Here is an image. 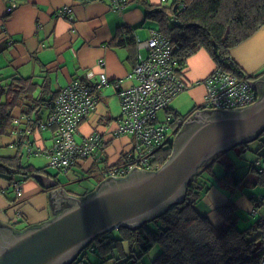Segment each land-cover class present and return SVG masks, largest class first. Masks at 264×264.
I'll use <instances>...</instances> for the list:
<instances>
[{
  "label": "trees",
  "instance_id": "trees-1",
  "mask_svg": "<svg viewBox=\"0 0 264 264\" xmlns=\"http://www.w3.org/2000/svg\"><path fill=\"white\" fill-rule=\"evenodd\" d=\"M108 1L113 9L111 1ZM141 3L145 11L144 20L154 22L156 26L153 29L171 41L175 70L181 76L182 66L201 48L210 54L215 64L228 65L239 75L254 79L264 72L245 75L229 55L232 47L264 24V0H170L158 4L142 0ZM134 28L122 25L106 43L108 46L127 47L129 57H132L131 64L137 54V39L132 33ZM42 77L36 79L35 76H23L16 72L0 76V138L14 135L10 143L0 141V145L16 147L13 155L0 154V174L11 175V180L17 174L31 177L33 173H48L44 167L25 165L21 159L25 151L24 142L31 136L21 134L22 130L41 131L40 125L48 116L50 103L57 94V90L46 89V76ZM170 108L175 117L186 118L189 113L181 114ZM17 116L21 118L18 124L13 122ZM111 119L102 123V130L108 128L113 121ZM92 131L100 130L96 127ZM263 137L264 129L254 138V141L261 142L260 150L264 146ZM252 141L237 142L229 149L219 150L191 176L183 199L170 203L165 210L139 225H119L96 235L66 264H84L86 261L88 264H144L142 258L155 246L158 252L150 264H259L264 257V218L239 227L232 201L219 206L222 214L219 222H213L207 214H200L195 209L197 202L213 184L229 192L264 185V170L260 171L255 164L256 159L264 161V150H254L257 157L245 164L246 170L241 174L236 172L235 161L229 153L236 151V155L242 158L246 150H253L250 147ZM168 142L154 152L159 166L173 149L172 141ZM109 143L102 141L91 157L74 164L89 167L86 174L97 177L100 182L105 179L111 165H121L127 156L123 153L108 165L104 147ZM88 158L90 163L83 165ZM52 175L56 178V173ZM94 190L92 187L88 191ZM88 252H94L98 259L91 262L86 258Z\"/></svg>",
  "mask_w": 264,
  "mask_h": 264
},
{
  "label": "crops",
  "instance_id": "crops-1",
  "mask_svg": "<svg viewBox=\"0 0 264 264\" xmlns=\"http://www.w3.org/2000/svg\"><path fill=\"white\" fill-rule=\"evenodd\" d=\"M141 1L128 0L117 12L111 9L108 0L84 2L0 0V76L13 72L23 76H35L36 79L46 76V89L50 91L58 90L73 77L84 79L89 72L92 73V78H97L101 72H104L110 80L124 87L135 84L137 81L128 76L132 57H129L127 47L108 46L106 43L124 24L128 27H136L132 33L138 39L144 40L149 36L156 25L152 21L144 20L145 11ZM146 1L158 4L167 3L168 0ZM65 4L71 5V17L68 19L54 15V11ZM229 54L247 75L264 71V24L251 36L232 47ZM99 59L103 61L102 64L98 63ZM187 62L189 63L186 66L188 72L184 74V78L189 83L187 96L194 100L192 93L197 90L195 86H199L202 88L204 97V86L196 82L212 71L215 65L214 60L205 49L201 48L191 55ZM252 80L257 90L259 89L257 97L259 99L264 95V92L261 93V89L264 90V72ZM182 92H185V89ZM113 99L117 102L116 113L112 112L108 104V101ZM97 101L95 111L80 125L78 136L89 133L96 127L100 132H106L115 126L120 113L116 89L111 84L107 85L99 92ZM110 119L113 121L108 128L102 130V123ZM29 132L26 135H31L29 139L35 148L50 145L51 133L48 129ZM44 132L47 133V137ZM46 139L49 140L48 143H45ZM12 140L14 135L3 138L1 142L5 144ZM128 141L129 138L126 135L107 138L104 141V143L111 142L104 147L108 154V163L116 161L128 149ZM15 153V145H0V154ZM23 153L21 159L24 157L25 165L49 169L45 164L47 162L45 156L27 151ZM90 161L91 159L88 158L83 165H88ZM80 165L73 163L68 169L81 171ZM241 173H244V170L241 169L239 174ZM13 176L11 180V175L0 174V225L12 228L14 231L27 229L39 226L63 211L61 207L54 204L51 194L53 188L45 187L37 179L35 181L33 176L23 177L19 174ZM51 177L55 178L53 175ZM95 180L98 178L95 177ZM57 185H63L68 194L77 196L95 187L93 181L88 186L74 189L67 179L65 181L57 179ZM256 187H262V189L258 190ZM256 187L229 192L222 186L213 184L197 202L195 209L200 214H207L213 222H219L222 219L219 206L232 201L238 219L242 218L244 211L249 213V217L242 218L243 221L239 225V227L247 226L258 218H264V185Z\"/></svg>",
  "mask_w": 264,
  "mask_h": 264
},
{
  "label": "built area",
  "instance_id": "built-area-1",
  "mask_svg": "<svg viewBox=\"0 0 264 264\" xmlns=\"http://www.w3.org/2000/svg\"><path fill=\"white\" fill-rule=\"evenodd\" d=\"M84 1L87 0H78ZM110 1L113 10L118 12L128 0ZM54 15L69 19L71 5L58 7ZM136 39L137 54L128 76L137 82L124 87L110 80L104 72L97 78H92L91 72L84 79L71 78L57 90L48 116L40 125L41 130L50 131V145L35 148L30 140H25V151L41 154L47 158L49 167L65 171L76 161L92 156L107 138L126 135L129 138L128 149L124 152L126 159L121 165H111L106 177H122L135 169L159 168L155 150L167 145L168 141L173 142L175 133L185 121L183 117L174 116L170 103L189 83L175 70L172 44L166 36L152 29L146 39ZM141 48H145L144 52ZM98 63L103 61L99 59ZM196 83L204 86L201 108L240 109L254 103L258 97L254 81L237 74L228 65L216 63L212 71ZM109 84L116 89L119 100L116 125L106 132L91 131L78 136L81 121L95 111L99 92ZM19 121V118L13 119L17 124ZM29 131L26 128L21 134L26 135ZM255 164L260 171L264 170V161L256 159ZM259 264H264V257Z\"/></svg>",
  "mask_w": 264,
  "mask_h": 264
},
{
  "label": "water",
  "instance_id": "water-1",
  "mask_svg": "<svg viewBox=\"0 0 264 264\" xmlns=\"http://www.w3.org/2000/svg\"><path fill=\"white\" fill-rule=\"evenodd\" d=\"M200 120L174 139V148L159 168L135 169L114 182H102L84 198L56 186L51 175L33 173L45 187L53 188L54 204L63 211L27 229L0 225V264H66L96 235L119 225H139L180 201L202 161L237 142L252 141L263 131L264 95L240 109L209 110ZM70 200L71 206L64 207Z\"/></svg>",
  "mask_w": 264,
  "mask_h": 264
},
{
  "label": "rangeland",
  "instance_id": "rangeland-1",
  "mask_svg": "<svg viewBox=\"0 0 264 264\" xmlns=\"http://www.w3.org/2000/svg\"><path fill=\"white\" fill-rule=\"evenodd\" d=\"M169 1V0H168ZM189 65L188 62L185 63L184 66H182V75L184 76V74L186 75V72H188L186 70V66ZM8 76V75H6ZM5 77V76H4ZM188 82V81H187ZM65 85V84H64ZM63 85V86H64ZM62 86V87H63ZM195 89H197L194 93H192V96L194 97V100L193 98L191 97H188L187 94H188V90L187 88L185 89V92H180L170 103V105L177 111H179L181 114H186L187 112H189L195 105L196 106H199L202 101H203V96H202V88H200L199 86H195ZM256 92L257 94H259V89L257 90L256 88ZM264 92L263 89H261V93ZM116 99V98H115ZM113 99V101L109 100L108 101V104L112 110L113 113H116L118 111V107H117V102L116 100ZM194 105V106H193ZM192 111V110H191ZM190 111V113H191ZM161 114V113H160ZM15 118V117H14ZM187 118V117H186ZM185 118V119H186ZM185 123L183 122L182 124V128L183 127H188L190 125L186 124L185 126ZM180 127V128H181ZM181 128V129H182ZM44 135L45 137H47V133L44 132ZM3 138H0V141L2 140ZM264 139V137H263ZM262 140V139H261ZM115 141V140H114ZM49 140L46 139L45 140V143H48ZM260 141H257V140H253L251 143H250V147L253 149L252 151L251 150H246L243 155H242V158L238 157L236 155V151H231L229 152L230 155L233 157V160L235 161V165H236V172L237 173H240V170H246V163L255 159L257 157V154L256 152L254 151L255 149H258L259 151H262L264 150V146L262 147V149L260 150L259 145H260ZM40 156V155H38ZM24 159V157H23ZM44 159V158H43ZM208 161V159L202 161V163L200 164V166H203L204 164H206ZM112 162H110L108 165H110ZM45 164H47V162H45ZM48 166V165H47ZM48 173H43V174H48V175H52V174H55L57 172V178L56 179H60L62 181H65L67 179V181L69 182V185L76 189L77 187H85V186H88L89 183H92L93 181H95V177L92 175V176H89L87 175L89 173V167L87 168H83V167H80L81 168V171H73L71 169H68L67 171H57L55 170V168H52V167H48ZM83 172V173H81ZM84 173H87V174H84ZM97 178V177H96ZM34 179V178H33ZM35 181H37L36 179H34ZM258 190L259 189H262V187H256ZM255 189V188H253ZM249 190V189H247ZM77 191V190H76ZM244 217H249V213L244 211L243 212V215H242V218ZM242 218H239L238 219V223L237 225L239 226L241 224V221ZM243 225V224H242ZM158 252V247H153L151 249V251L146 254L143 258H142V262L144 264H150V260L152 259L153 256H155ZM87 259H89L91 262H95L98 257L96 256V254L94 252H88L87 253V256H86ZM84 264H88L87 261L84 263Z\"/></svg>",
  "mask_w": 264,
  "mask_h": 264
},
{
  "label": "flooded vegetation",
  "instance_id": "flooded-vegetation-1",
  "mask_svg": "<svg viewBox=\"0 0 264 264\" xmlns=\"http://www.w3.org/2000/svg\"><path fill=\"white\" fill-rule=\"evenodd\" d=\"M209 110L210 109H206V108H202L201 109L199 107H194L192 109L191 113L189 111L188 115L186 116L187 118L184 121L185 125L188 124V125L191 126V125H194V124H198L201 121L200 120V117L201 116H204L206 112H209ZM194 114H197L198 116L196 117V115H194ZM185 125H183V126H185ZM181 128L175 133L174 138H173V141H174V139L177 136L179 138L180 135L184 134L188 130L189 126L188 127H183L182 129ZM173 148H174V144H173ZM141 170L142 169H138L137 171H141ZM124 177H117V178L120 179V178H124ZM102 182L103 183H111V182H114L113 181V177H105V179L101 180L100 182L98 180H95L94 181V184H95L94 189H96V186L99 185V184H101ZM57 186H62L63 187V185H57ZM90 193H92V192L87 190L84 194L82 193L83 195H78V196L81 197V198H84L85 196L89 195ZM71 204H72L71 200L70 201H67V202L64 203V207L67 208V207L71 206Z\"/></svg>",
  "mask_w": 264,
  "mask_h": 264
},
{
  "label": "clouds",
  "instance_id": "clouds-1",
  "mask_svg": "<svg viewBox=\"0 0 264 264\" xmlns=\"http://www.w3.org/2000/svg\"><path fill=\"white\" fill-rule=\"evenodd\" d=\"M196 106V105H195ZM196 107H199V106H196ZM199 108H201V107H199ZM202 109V108H201ZM210 110H213V109H210ZM49 167V166H48ZM56 170H58V169H56ZM156 170V169H155ZM63 171V170H62Z\"/></svg>",
  "mask_w": 264,
  "mask_h": 264
}]
</instances>
